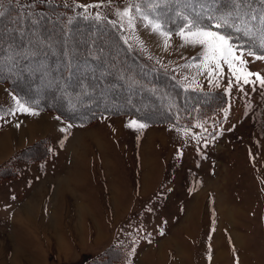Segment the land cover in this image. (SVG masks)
I'll return each instance as SVG.
<instances>
[{
    "label": "rangeland",
    "instance_id": "rangeland-1",
    "mask_svg": "<svg viewBox=\"0 0 264 264\" xmlns=\"http://www.w3.org/2000/svg\"><path fill=\"white\" fill-rule=\"evenodd\" d=\"M197 3L211 0H0V71L14 82L0 79V241L15 249L5 255L0 242V264H97L106 249L118 264H264V84L244 82L264 78V56L202 23L168 25L208 14L179 11ZM46 6L111 23L135 56L189 89L224 94L220 104L203 96L218 113L169 123L153 92L137 98L131 87L140 115L91 118L88 98L125 107L110 98L128 90L108 78L140 76L139 59L96 25L24 27L13 14ZM197 27L230 38L231 67L180 35ZM38 119L45 127L26 131ZM16 123L22 137L9 134Z\"/></svg>",
    "mask_w": 264,
    "mask_h": 264
},
{
    "label": "trees",
    "instance_id": "trees-1",
    "mask_svg": "<svg viewBox=\"0 0 264 264\" xmlns=\"http://www.w3.org/2000/svg\"><path fill=\"white\" fill-rule=\"evenodd\" d=\"M216 1L215 4L211 3L209 6H204L202 3L197 4H191L187 8L182 7L179 8V11H187L190 10L189 8L192 7L195 9V11H203L204 9H208V14L200 15V17L191 16L188 19H182L179 17V19H174V21L171 22V24H168L170 27H178L187 25V27L192 26L194 23H202L205 26L216 28L218 30H221L225 32L235 43L248 50L252 53H258L262 56H264V0H213ZM232 1H235L230 5ZM230 2V3H229ZM56 8L58 6H55ZM28 8V7H24ZM21 13L15 12L14 17H22L25 18L23 23L24 27L27 25L32 26L34 23H37L41 18H46L49 20V22H56L59 21V26L63 28H69V26L78 29V26L85 24H93L97 27H100L101 29L105 30L106 32H110L114 35L116 40L118 41L121 51H124L125 54L129 53L132 55H136L131 46L125 42L116 28L112 26L111 23L107 22L104 19H98V18H91V17H85L81 15H74V16H68L67 10L58 7V10L51 7H35V8H29V9H22ZM191 11V10H190ZM183 13L181 12L180 15ZM40 17V18H39ZM173 19V18H172ZM65 21L64 23H61V21ZM178 22V23H177ZM28 23V24H27ZM219 25V26H218ZM23 27V28H24ZM72 29V28H70ZM138 60L139 69L141 70L139 73L141 74L138 77L135 76H128L127 73L121 72V77H116L115 81H112V76L108 78V82L119 84L122 88L125 87L126 91L125 94L121 92L120 97L115 96L118 99H112V102L117 103V101L121 102L125 105V107H121L119 105H106V102L104 106H100L101 104L99 102H96L93 100V102H89L87 99V105L88 107H92V105L96 104L98 106L97 110L91 111V118H93L95 115H98L100 113L105 112H111V113H128L133 112V114L137 115V110L141 111L140 108L137 107L134 104H137L136 98L130 94L132 93L133 87L135 90L137 89H144L148 90L149 92H153V95L156 96L159 101H161V106L164 105L166 107V110L164 114H166V117L164 120H167L169 123L174 124H184L185 125H191L193 122H190L195 115L199 114V117L204 116L207 110L211 111L213 108H217L215 111L218 113V105L213 107V101L212 102H206L205 98L206 96H213L214 102L216 103H222L224 101V94L219 97V95H215L214 92H203L198 90H192L187 87H185L181 82H179L170 72L167 70L165 71L162 68L157 67L151 62L145 61L144 59L140 58L139 56H135ZM118 65V64H117ZM116 64L110 65V68H113L115 70ZM66 66H64V69ZM67 69V68H66ZM100 73L99 71H97ZM115 72V71H113ZM117 72V71H116ZM155 73L153 76L149 75L150 73ZM149 76H148V75ZM154 75H160L164 80L165 83H169L170 86H167V84H164L163 81L159 80L157 77H154ZM7 75V72H1L0 71V79L4 80L6 82H9L10 84L14 85L13 81L10 79L11 77ZM99 77V74L95 73L92 78ZM100 77L101 73H100ZM43 78H37L36 82H40ZM125 82L130 85H125ZM168 84V85H169ZM91 86V85H90ZM92 87V86H91ZM35 89L38 90V86H35ZM34 89V91H35ZM142 90L137 91L135 95L137 98H141ZM94 92L93 90H89L87 93ZM198 98L201 100L197 101V99H188L183 96V94L187 93H195ZM129 94V95H127ZM123 95V96H122ZM32 96L34 99H29V102L34 104H39L42 107L46 108L47 104L45 103L47 99L38 96L37 94L29 95ZM204 96V97H203ZM219 97V98H218ZM216 98V99H215ZM91 100V99H90ZM34 101V102H33ZM134 103V104H133ZM100 106V108H99ZM201 109L195 111V109ZM207 109V110H206ZM164 111V110H163ZM214 111V112H215ZM177 113L182 114V120H176ZM213 114V113H212ZM216 114V113H214ZM140 115V114H138ZM90 118V119H91ZM186 121V122H182ZM162 122V121H161ZM108 249L101 252L99 255H97L95 258V263L97 264H118L119 258L113 259L112 254L107 251Z\"/></svg>",
    "mask_w": 264,
    "mask_h": 264
},
{
    "label": "snow or ice",
    "instance_id": "snow-or-ice-1",
    "mask_svg": "<svg viewBox=\"0 0 264 264\" xmlns=\"http://www.w3.org/2000/svg\"><path fill=\"white\" fill-rule=\"evenodd\" d=\"M219 26V25H218ZM180 35L185 39L187 43L191 44H200L205 47L206 55L209 58L217 61V67H220V60H223L225 63L229 64L231 67V61L229 57L234 56L235 48L230 43V38L221 35L219 32L205 30L204 28L197 27L195 31H190L187 34L182 30ZM249 55H254V53L249 52ZM240 59V57H235ZM257 59H264V57L257 56ZM241 63L245 61L241 60ZM256 75L260 79V83L264 84V78L259 77V74L247 73L244 78V82L248 83L247 76ZM26 110V109H25Z\"/></svg>",
    "mask_w": 264,
    "mask_h": 264
},
{
    "label": "crops",
    "instance_id": "crops-1",
    "mask_svg": "<svg viewBox=\"0 0 264 264\" xmlns=\"http://www.w3.org/2000/svg\"><path fill=\"white\" fill-rule=\"evenodd\" d=\"M39 120L40 119H38L37 120V122L36 123H32V124H30L29 125V127H27V130L26 131H32V130H35V129H40V128H42V127H40L39 126ZM19 123H16V125L15 126H13V127H11L10 128V130H9V134L11 133V132H13L12 134H14L15 135V137L17 136V137H22V132H23V129H22V127H20L19 125H18ZM45 124V123H44ZM43 127H45V125L43 126ZM25 130V129H24ZM27 133V132H26ZM24 135V134H23ZM16 137V138H17ZM6 138V136H3V137H0V141H3V140H6L5 139ZM5 142V141H4ZM4 142L3 143H0V144H2V146L3 145H5L4 144ZM27 258V257H26ZM29 259V258H28ZM30 260V259H29ZM31 261H33V260H31Z\"/></svg>",
    "mask_w": 264,
    "mask_h": 264
},
{
    "label": "bare ground",
    "instance_id": "bare-ground-1",
    "mask_svg": "<svg viewBox=\"0 0 264 264\" xmlns=\"http://www.w3.org/2000/svg\"><path fill=\"white\" fill-rule=\"evenodd\" d=\"M44 125H45L44 122H42V120L40 119V120H39V126H40V127H43ZM12 133H13V132L10 133V136L12 135ZM4 141H5V140L0 141V143H3ZM0 146H2V144H0ZM0 242H1V245H2V246L0 245V246H1L2 253H4L5 255H9V254H8L9 252L15 250V249H14L13 247H11L10 245L5 244L6 242H5V243H4V241H0ZM18 254H19V253H15L13 256H15V257L17 256V257H18ZM23 261L26 262L25 264H32V262H31L30 260H27V259H26V260H23Z\"/></svg>",
    "mask_w": 264,
    "mask_h": 264
}]
</instances>
